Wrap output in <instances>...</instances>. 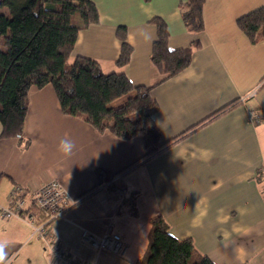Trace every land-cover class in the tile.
<instances>
[{"label":"crops","instance_id":"obj_1","mask_svg":"<svg viewBox=\"0 0 264 264\" xmlns=\"http://www.w3.org/2000/svg\"><path fill=\"white\" fill-rule=\"evenodd\" d=\"M89 1L99 22L79 31L69 62L88 58L103 74L153 85L160 141H174L121 174L148 152L141 136L125 141L99 133L83 117L64 115L51 85L31 87L23 142L0 139V208L14 186L33 191L51 180L73 203L44 235L23 218L0 214V264H59L52 248L82 264H138L149 222L157 216L173 238L190 240L213 264H264V196L257 177L264 172V41L252 43L237 26L264 0H204L199 33L188 32L182 22L179 6L186 0ZM153 18L166 24L169 50L199 43L190 65L161 83L149 60ZM118 27L126 28L132 48L124 67L115 65ZM133 96L108 106L117 108ZM66 136L76 145L69 157L57 150ZM110 183L135 192V216L123 206L121 191L107 189ZM84 233L118 234L124 253L94 249L83 242Z\"/></svg>","mask_w":264,"mask_h":264},{"label":"trees","instance_id":"obj_2","mask_svg":"<svg viewBox=\"0 0 264 264\" xmlns=\"http://www.w3.org/2000/svg\"><path fill=\"white\" fill-rule=\"evenodd\" d=\"M203 3L204 0H186L179 6L182 22L190 33L203 30ZM0 7L8 11V15L0 13V139L15 138L23 142L27 93L31 87L41 89L51 85L64 115L83 117L97 132H109L120 140L136 136L143 138L148 152L122 170L121 174L174 141H160L153 121L158 111V105L150 95L153 85L134 86L122 73L103 74L99 64L88 58L76 57L69 62L79 31L99 22L92 2L0 0ZM150 23L156 29V37L151 45L149 60L161 74L157 82L161 83L190 65L193 49L199 47V43L195 41L189 47L171 51L166 24L159 18L151 19ZM237 26L252 43L264 41V6L240 17ZM115 34L120 41L115 65L124 67L129 63L132 48L126 42L125 27H118ZM131 92L134 96L121 106H108ZM131 115L137 118L131 120ZM257 177L264 196V172ZM107 189L121 191L125 196L123 206H128L131 215L137 214L135 192H127L120 183H110ZM22 214H31L35 224L45 220L30 199ZM149 223L147 249L138 264H213L207 257L196 253L190 240L173 238L161 216Z\"/></svg>","mask_w":264,"mask_h":264},{"label":"built area","instance_id":"obj_3","mask_svg":"<svg viewBox=\"0 0 264 264\" xmlns=\"http://www.w3.org/2000/svg\"><path fill=\"white\" fill-rule=\"evenodd\" d=\"M29 199L45 216V220L40 224L34 223V218L31 214H22ZM72 203L56 180L46 182L40 188L33 191L16 185L9 194L7 205L0 208V214L3 218H23L34 225L37 233L44 235L46 225L59 217ZM82 240L94 249H108L113 253L121 255L124 253V247L118 234H104L103 236L97 237L84 233ZM51 251L53 258L59 264H82L81 262L75 261L74 258L67 256L61 248H52Z\"/></svg>","mask_w":264,"mask_h":264},{"label":"clouds","instance_id":"obj_4","mask_svg":"<svg viewBox=\"0 0 264 264\" xmlns=\"http://www.w3.org/2000/svg\"><path fill=\"white\" fill-rule=\"evenodd\" d=\"M75 148H76L75 142L70 138H68L67 136L61 139L57 145L58 152H60L61 155L66 157L71 156Z\"/></svg>","mask_w":264,"mask_h":264},{"label":"rangeland","instance_id":"obj_5","mask_svg":"<svg viewBox=\"0 0 264 264\" xmlns=\"http://www.w3.org/2000/svg\"><path fill=\"white\" fill-rule=\"evenodd\" d=\"M0 13H1V14H5V15H8V11H7V9L4 8V7H0Z\"/></svg>","mask_w":264,"mask_h":264}]
</instances>
